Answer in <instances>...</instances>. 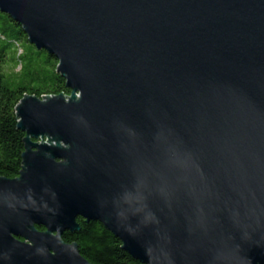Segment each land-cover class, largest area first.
I'll use <instances>...</instances> for the list:
<instances>
[{
	"label": "water",
	"instance_id": "obj_1",
	"mask_svg": "<svg viewBox=\"0 0 264 264\" xmlns=\"http://www.w3.org/2000/svg\"><path fill=\"white\" fill-rule=\"evenodd\" d=\"M0 11L71 89L16 108L26 149L0 176V264H93L63 240L78 217L144 264H264V0Z\"/></svg>",
	"mask_w": 264,
	"mask_h": 264
},
{
	"label": "trees",
	"instance_id": "obj_2",
	"mask_svg": "<svg viewBox=\"0 0 264 264\" xmlns=\"http://www.w3.org/2000/svg\"><path fill=\"white\" fill-rule=\"evenodd\" d=\"M26 44V47H25ZM59 60L30 42L22 25L0 11V176L17 178L23 169L26 131L17 127V106L26 95L71 94L57 70ZM17 117V119H16ZM78 217L80 229L66 230L63 240L76 242L93 264H144L122 248L123 242L99 220ZM44 230L45 227L37 225Z\"/></svg>",
	"mask_w": 264,
	"mask_h": 264
},
{
	"label": "built area",
	"instance_id": "obj_3",
	"mask_svg": "<svg viewBox=\"0 0 264 264\" xmlns=\"http://www.w3.org/2000/svg\"><path fill=\"white\" fill-rule=\"evenodd\" d=\"M66 96H67V98H68L70 95H67V94H66Z\"/></svg>",
	"mask_w": 264,
	"mask_h": 264
},
{
	"label": "rangeland",
	"instance_id": "obj_4",
	"mask_svg": "<svg viewBox=\"0 0 264 264\" xmlns=\"http://www.w3.org/2000/svg\"><path fill=\"white\" fill-rule=\"evenodd\" d=\"M25 47H26V44H25Z\"/></svg>",
	"mask_w": 264,
	"mask_h": 264
}]
</instances>
